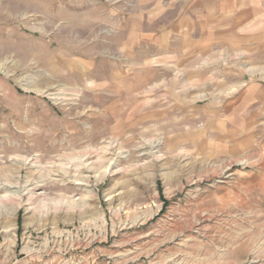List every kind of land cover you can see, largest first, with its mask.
Returning <instances> with one entry per match:
<instances>
[{
  "label": "rangeland",
  "instance_id": "1",
  "mask_svg": "<svg viewBox=\"0 0 264 264\" xmlns=\"http://www.w3.org/2000/svg\"><path fill=\"white\" fill-rule=\"evenodd\" d=\"M161 1L0 0V264H264V96L241 130L148 118L216 91Z\"/></svg>",
  "mask_w": 264,
  "mask_h": 264
},
{
  "label": "crops",
  "instance_id": "2",
  "mask_svg": "<svg viewBox=\"0 0 264 264\" xmlns=\"http://www.w3.org/2000/svg\"><path fill=\"white\" fill-rule=\"evenodd\" d=\"M161 3L174 5L160 11L161 15L171 8L175 15L169 27L160 30L155 40L158 49L167 52L164 56L171 53L175 57L176 65L183 71L182 79L192 91L206 90L207 83L216 91L198 95L207 99L201 105L186 96L169 94L175 103L163 109L153 108L147 117L183 111L195 120L199 116L205 118L207 124L224 128L228 121L241 130L248 103L254 106L261 94L264 96V86L259 82L264 80V0H162ZM207 68L209 72H203ZM112 72L116 75V70ZM168 92V88L162 91ZM151 97L148 102L152 106L157 98Z\"/></svg>",
  "mask_w": 264,
  "mask_h": 264
}]
</instances>
